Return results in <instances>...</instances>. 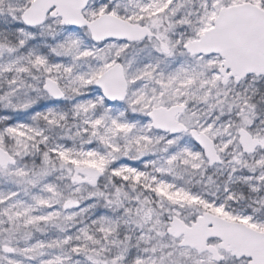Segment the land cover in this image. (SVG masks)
Listing matches in <instances>:
<instances>
[{
  "label": "snow or ice",
  "instance_id": "1",
  "mask_svg": "<svg viewBox=\"0 0 264 264\" xmlns=\"http://www.w3.org/2000/svg\"><path fill=\"white\" fill-rule=\"evenodd\" d=\"M0 264H264V0H0Z\"/></svg>",
  "mask_w": 264,
  "mask_h": 264
}]
</instances>
